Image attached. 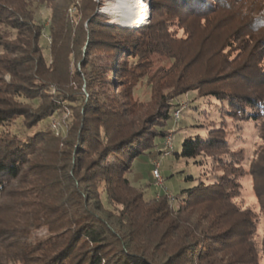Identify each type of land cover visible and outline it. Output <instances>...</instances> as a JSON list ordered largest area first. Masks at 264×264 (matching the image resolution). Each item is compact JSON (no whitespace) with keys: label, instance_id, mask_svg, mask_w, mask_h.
Returning <instances> with one entry per match:
<instances>
[{"label":"trees","instance_id":"1","mask_svg":"<svg viewBox=\"0 0 264 264\" xmlns=\"http://www.w3.org/2000/svg\"><path fill=\"white\" fill-rule=\"evenodd\" d=\"M36 1L51 5L48 58L40 45L44 26L30 0H0V264H260L262 258L264 264V235L261 255L253 239L259 219L234 202L247 172L264 219V8L250 17L243 0H150V21L127 27L105 22L93 0ZM72 10L88 19L86 28L82 21L74 26ZM193 22L208 30L198 49L169 56L171 70L149 82L147 106L131 101L125 82L144 67L145 48L162 49L173 39L172 25L186 31ZM95 43L111 51L102 80L127 87L120 104L93 92L102 80L88 72L82 93V72L71 68L82 46ZM80 62L85 70L95 65ZM196 62L202 71L192 76L187 69ZM50 88L55 96L46 100ZM191 89L225 103L232 121L250 122L261 143L246 171L245 148L235 150L238 140L223 124L187 136L175 154L195 163L203 156L222 173L207 182L186 176L199 181L171 201L165 191L148 194L134 186L127 175L135 158L165 137L170 99ZM63 107L73 119L64 137L44 125L24 136L7 130L18 119L31 128ZM42 227L50 235L32 238Z\"/></svg>","mask_w":264,"mask_h":264},{"label":"rangeland","instance_id":"2","mask_svg":"<svg viewBox=\"0 0 264 264\" xmlns=\"http://www.w3.org/2000/svg\"><path fill=\"white\" fill-rule=\"evenodd\" d=\"M98 4L96 7V12L104 15V21L107 23H115L116 25L127 26V27H137L142 24H146L150 21V0H141L144 4L143 17L140 21L141 23L129 25H124L120 20L116 19L113 12L117 14L127 11L128 4H135V0H93ZM247 4V8L252 9L250 15H256L255 10L264 8V0H243ZM31 8L34 12L35 18L38 22L44 26L43 36L40 38V45L46 58H48L47 53V39L48 31L47 27L51 23V5L39 4L36 0H30ZM130 2V3H129ZM243 9H246L244 7ZM113 10V11H112ZM70 14L75 20L74 26L79 25L81 21L83 26L86 28L88 26V19H82L80 16H74L75 11H71ZM171 37L173 39L168 40L169 43L163 45V48L158 49L156 52H147L148 47L145 49L141 56H145L146 63L141 70L137 71L135 75L128 80L126 85L129 86L131 90V101L136 103L143 102L146 103L152 99L153 88L149 82L158 78L157 75L159 72L164 70H171L173 65V59L169 56L172 54L184 51L185 53L191 54L198 49L199 42L202 37L208 32L207 29L203 28L202 25L193 22L189 24L186 31L184 28L179 26V23H176L171 26ZM191 32V33H190ZM103 35V31L96 33L95 38L100 39ZM187 41V42H186ZM155 44V43H153ZM110 52L104 45H98L97 43L93 44L86 48V44L82 46L80 51V58L72 62V70L76 69L81 71L82 84L81 92L86 95L87 88L85 85L86 75L93 74L97 76L95 80L107 78L104 75V66H106L108 61V56ZM230 56H238V50L235 47H227L226 51ZM140 56V55H139ZM81 58H87L95 64L90 66L87 70L82 69L80 64ZM244 59V56H240L237 59V63L241 62ZM187 61V60H186ZM185 61V62H186ZM184 64V63H183ZM182 64V65H183ZM235 65V64H234ZM202 67L200 63L196 62V65L187 69L188 74L195 76V74H200ZM86 72H88L86 74ZM98 72V73H97ZM86 75H85V74ZM184 73H186L184 71ZM3 78L6 81L11 80V77L7 73H3ZM109 77L113 76L111 73ZM117 80V79H116ZM121 81H117L115 84H106L104 80L96 83L92 88L93 92L98 90L101 92L102 96H105L109 93V96H112L118 104H120L119 97L121 94H124L127 91V87L121 85ZM119 87L115 89V86ZM76 86L74 85V88ZM164 92L170 91V89H163ZM117 92V93H116ZM46 100L55 96L53 88L47 89L45 91ZM45 99V98H44ZM169 101V100H168ZM45 102V101H44ZM48 102V101H46ZM123 102H126L125 100ZM169 102L173 103V108H171L172 117L169 119L166 126L162 127L167 132L165 133L164 138H157V146L152 150L151 153L141 154L135 158L132 169L127 175L131 180L132 184L140 189H143L148 194H153L155 191L158 192H167L170 200L172 201L173 197L180 199L184 194L181 193L182 189L189 188L192 185L196 184L199 180L190 181L186 180V176L194 175L200 177L202 181H211L217 175L222 173V170L212 166L211 160L201 156L197 157V160H201L200 163H195L192 159H186L182 156H177L175 153L180 151L181 143L184 138L187 136H194L196 134L205 135L208 132V129L212 127H218L223 124L225 128V134L230 136V139H237L236 144L238 145L235 150H238L241 146H244V157L242 161L243 168L247 171L249 166V160L251 159L252 152L255 149L256 145L261 143L259 138L258 131L252 127L251 123L244 124L241 121H232L230 118L226 117L224 114V108L222 104L225 103L216 101L214 98L209 96H201L198 89H191L189 91H184V93L174 96L170 99ZM111 107L114 106L113 102ZM149 103V102H148ZM43 104L42 100L38 101V108ZM124 104V103H123ZM34 107L33 110L37 109ZM64 111H57L54 115L49 116L43 121L33 125L31 128H27L22 125L21 119H18L16 122L11 123L7 130L10 132H18L20 136H24L27 133L35 131L44 125L43 129L50 127L51 129H57L59 132H62V136L65 135L66 125L69 127V124L73 122L72 117H70L71 112L68 107H63ZM224 121V122H223ZM62 128V129H61ZM61 129V130H60ZM231 133V134H230ZM247 143V144H246ZM234 147V146H233ZM235 148V147H234ZM160 150V151H159ZM157 168L159 176L162 179L161 184H156L153 177V169ZM240 193L237 198L234 199V202L241 208H249L253 214H255L258 219V225L254 234V242L256 247L259 249L260 255L262 254L261 249V240L264 235V219L260 214L259 205L257 199L253 193L252 181L249 174H246L241 178L240 181ZM173 203V202H172ZM115 213V209L111 208ZM50 235L46 227H42L34 231L32 238L44 239ZM260 264H263V258L260 260Z\"/></svg>","mask_w":264,"mask_h":264},{"label":"bare ground","instance_id":"3","mask_svg":"<svg viewBox=\"0 0 264 264\" xmlns=\"http://www.w3.org/2000/svg\"><path fill=\"white\" fill-rule=\"evenodd\" d=\"M123 1L127 2L126 0H122V2ZM134 3L135 4H128L127 11H123V13L121 14H117L116 12H113L116 19L120 20L122 24L130 26V24L133 25V24L141 23L140 21L142 20L143 17L142 7H144V4L142 3L141 0H135ZM152 172H153L154 180L156 181V173L155 171Z\"/></svg>","mask_w":264,"mask_h":264},{"label":"built area","instance_id":"4","mask_svg":"<svg viewBox=\"0 0 264 264\" xmlns=\"http://www.w3.org/2000/svg\"><path fill=\"white\" fill-rule=\"evenodd\" d=\"M153 171H155V173H156V184L157 183H158V185L161 184V177L159 176L157 168L153 169Z\"/></svg>","mask_w":264,"mask_h":264}]
</instances>
